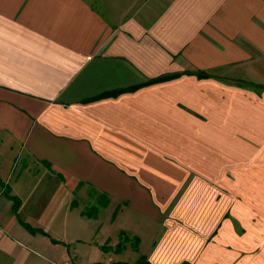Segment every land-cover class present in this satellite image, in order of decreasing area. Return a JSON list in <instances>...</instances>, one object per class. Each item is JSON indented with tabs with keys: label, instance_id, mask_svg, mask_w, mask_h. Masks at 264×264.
<instances>
[{
	"label": "crops",
	"instance_id": "0c3cea01",
	"mask_svg": "<svg viewBox=\"0 0 264 264\" xmlns=\"http://www.w3.org/2000/svg\"><path fill=\"white\" fill-rule=\"evenodd\" d=\"M142 258L264 264V0H0V264Z\"/></svg>",
	"mask_w": 264,
	"mask_h": 264
},
{
	"label": "trees",
	"instance_id": "16d2710c",
	"mask_svg": "<svg viewBox=\"0 0 264 264\" xmlns=\"http://www.w3.org/2000/svg\"><path fill=\"white\" fill-rule=\"evenodd\" d=\"M18 204V203H17ZM137 264H148L147 262H145V259L142 258Z\"/></svg>",
	"mask_w": 264,
	"mask_h": 264
}]
</instances>
